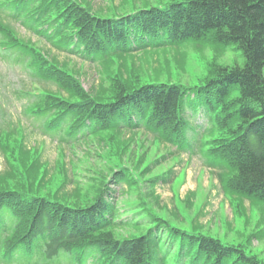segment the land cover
<instances>
[{"label": "trees", "instance_id": "obj_1", "mask_svg": "<svg viewBox=\"0 0 264 264\" xmlns=\"http://www.w3.org/2000/svg\"><path fill=\"white\" fill-rule=\"evenodd\" d=\"M69 8L76 44L86 55H100L103 65L115 56L187 43L214 45L218 52L233 43L244 60L211 68L206 81L190 85L127 83L119 72L107 97L86 92L64 70L54 71L52 78L67 96L44 93L35 110L39 122L61 116L69 121V133L83 128V140L101 132L141 129L179 149L203 152L223 191L264 200V0H172L112 19L93 17L76 4ZM197 114L208 124L195 132L198 125L191 117ZM59 130L44 132L68 142ZM6 141L1 139L0 149ZM13 170L9 164L7 173ZM127 171L123 167L111 173L110 181H128ZM36 172L38 182L24 176L25 189H0V264H264L217 238L157 219L146 225L133 222L142 231L119 239L110 229L116 209L104 199L110 190L107 178L81 205L65 202L55 192L39 193L45 169ZM157 228L165 229L164 239Z\"/></svg>", "mask_w": 264, "mask_h": 264}, {"label": "rangeland", "instance_id": "obj_2", "mask_svg": "<svg viewBox=\"0 0 264 264\" xmlns=\"http://www.w3.org/2000/svg\"><path fill=\"white\" fill-rule=\"evenodd\" d=\"M80 1L94 14L109 17L172 0ZM1 21L37 46L55 68L72 73L84 89L102 97H107L108 87L113 85L110 81L119 72L127 83L175 81L190 85L206 81L211 68L242 65L244 60L233 43L219 52L214 45L187 43L115 56L103 65L83 60L75 53L58 51L22 22ZM14 55L0 47V130H10L14 124L18 127L14 135L19 133L9 148L10 155L6 153L7 167L0 153V189H25L24 176L30 174L31 180L38 182L40 174L36 171L45 169L39 193L55 192L65 202L84 205L98 191L101 179L108 176L110 190L104 199L117 211L115 224L110 228L117 238L142 231L134 229L133 222L146 225L148 220L157 219L175 228L217 238L264 263V200L248 201L223 191L217 171L206 164L210 160L206 155L178 152L171 144L141 129L101 132L69 145L36 133L25 110L32 99L26 101L22 92L34 93L44 87L57 95V88L35 77L32 67L24 66ZM103 88L106 90L101 93ZM191 119L201 128L206 126L203 118ZM186 135L190 137L193 131L188 130ZM36 161L41 162L38 168L34 167ZM9 164L14 170L7 173ZM123 167L128 169V181H110L109 174ZM156 231L161 239L167 236L165 229Z\"/></svg>", "mask_w": 264, "mask_h": 264}]
</instances>
